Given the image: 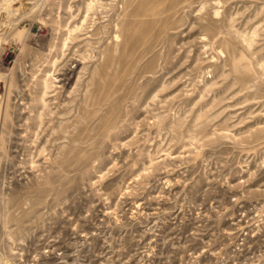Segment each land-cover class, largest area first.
Listing matches in <instances>:
<instances>
[{"label":"rangeland","instance_id":"obj_1","mask_svg":"<svg viewBox=\"0 0 264 264\" xmlns=\"http://www.w3.org/2000/svg\"><path fill=\"white\" fill-rule=\"evenodd\" d=\"M0 264H264V0H0Z\"/></svg>","mask_w":264,"mask_h":264}]
</instances>
